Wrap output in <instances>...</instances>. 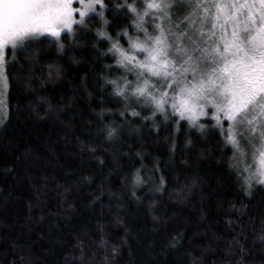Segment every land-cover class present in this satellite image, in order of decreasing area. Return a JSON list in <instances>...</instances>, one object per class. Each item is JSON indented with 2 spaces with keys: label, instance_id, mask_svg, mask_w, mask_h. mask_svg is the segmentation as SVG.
I'll use <instances>...</instances> for the list:
<instances>
[{
  "label": "trees",
  "instance_id": "1",
  "mask_svg": "<svg viewBox=\"0 0 264 264\" xmlns=\"http://www.w3.org/2000/svg\"><path fill=\"white\" fill-rule=\"evenodd\" d=\"M105 19L127 47L129 18ZM85 24L26 41L35 58L6 52L0 264H264V185L245 191L212 120L153 117L117 95L112 41L97 37L98 16Z\"/></svg>",
  "mask_w": 264,
  "mask_h": 264
},
{
  "label": "snow or ice",
  "instance_id": "2",
  "mask_svg": "<svg viewBox=\"0 0 264 264\" xmlns=\"http://www.w3.org/2000/svg\"><path fill=\"white\" fill-rule=\"evenodd\" d=\"M113 10L130 20L117 32V37H127V47L103 30L111 26L105 12ZM97 16L102 21L97 37L112 41L107 52L115 55L117 71L124 70L111 81L116 94L150 106L153 117H179L201 129L205 125L199 118L211 111L213 127L233 149L229 160L243 157L238 162L243 169L237 167L236 175L248 173L243 176L245 191L253 187L252 181L264 185V0H143L142 7L140 0H125L116 9L105 0H0V75L7 51L35 58L38 49L26 43L29 38L47 33L44 39L52 43L49 37H55L58 42L62 29L71 35L73 25L86 26ZM129 29L143 36L129 35ZM58 48L64 45L58 43ZM132 115L139 113L133 110ZM240 251L243 259V245Z\"/></svg>",
  "mask_w": 264,
  "mask_h": 264
},
{
  "label": "rangeland",
  "instance_id": "3",
  "mask_svg": "<svg viewBox=\"0 0 264 264\" xmlns=\"http://www.w3.org/2000/svg\"><path fill=\"white\" fill-rule=\"evenodd\" d=\"M76 7H79V5L77 4L76 5ZM99 10V9H98ZM77 19H79V17L77 16L76 17ZM150 18V23H151V25H152V17H149ZM74 26V25H73ZM151 30H152V28H151ZM63 32H67V30L66 29H62V33ZM44 36H48V34L47 33H45V34H43L42 36H40V37H44ZM52 38H55V37H52ZM30 39H33V38H29V40ZM28 40V41H29ZM9 48H10V46H8ZM4 72L5 71H3V74L2 75H0V105H1V101L3 102V98L5 97L4 96V91H5V88H6V77H5V74H4ZM204 118H208V119H210V120H212L211 119V111H209L208 112V115L206 116V117H200L199 118V121L201 120V119H204ZM185 120H187V119H185ZM188 121V120H187ZM189 122V121H188ZM212 122H214V124H215V121L214 120H212ZM224 127H225V130H227V125L225 124L224 125ZM241 159H243V157H241L239 154H237V156H236V158L233 160V161H231V163L233 164V166L235 167V168H237V167H239L240 169H241V171H242V169H243V165L242 164H239L238 162L241 160ZM248 162L249 163H251V156L249 155V157H248ZM255 166V165H254ZM243 173V172H242ZM244 175H248V173H243ZM243 174L241 175L242 177H243Z\"/></svg>",
  "mask_w": 264,
  "mask_h": 264
}]
</instances>
